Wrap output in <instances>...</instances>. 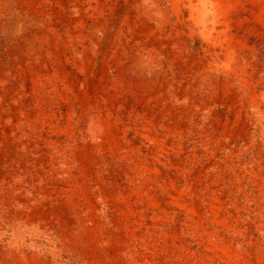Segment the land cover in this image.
I'll use <instances>...</instances> for the list:
<instances>
[{"label":"rangeland","instance_id":"rangeland-1","mask_svg":"<svg viewBox=\"0 0 264 264\" xmlns=\"http://www.w3.org/2000/svg\"><path fill=\"white\" fill-rule=\"evenodd\" d=\"M0 264H264V0H0Z\"/></svg>","mask_w":264,"mask_h":264},{"label":"bare ground","instance_id":"bare-ground-1","mask_svg":"<svg viewBox=\"0 0 264 264\" xmlns=\"http://www.w3.org/2000/svg\"><path fill=\"white\" fill-rule=\"evenodd\" d=\"M15 3V2H14ZM20 3V2H19ZM2 4V3H1ZM16 5V4H15ZM10 7V6H9ZM24 7V6H23ZM8 9V8H7ZM31 9V8H30ZM19 11H21V10H19ZM24 15V14H23ZM28 16V15H27ZM24 21V20H23ZM21 22H22V20H21ZM6 24V23H5ZM18 25V24H17ZM18 28V27H17ZM19 28H20V25H19ZM15 30V29H14ZM44 31V30H43ZM18 33H20V32H18ZM23 33V32H22ZM25 33V32H24ZM49 34H50V32H49ZM25 47H26V44H25ZM31 48V47H30ZM19 49V48H18ZM21 57V56H20ZM24 61V60H23ZM27 75V74H26Z\"/></svg>","mask_w":264,"mask_h":264}]
</instances>
